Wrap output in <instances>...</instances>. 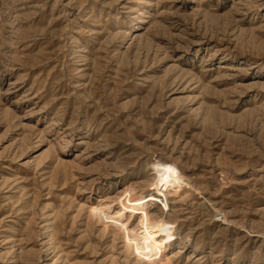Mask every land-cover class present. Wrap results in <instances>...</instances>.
Here are the masks:
<instances>
[{
	"label": "rangeland",
	"instance_id": "1",
	"mask_svg": "<svg viewBox=\"0 0 264 264\" xmlns=\"http://www.w3.org/2000/svg\"><path fill=\"white\" fill-rule=\"evenodd\" d=\"M0 264H264V0H0Z\"/></svg>",
	"mask_w": 264,
	"mask_h": 264
},
{
	"label": "bare ground",
	"instance_id": "2",
	"mask_svg": "<svg viewBox=\"0 0 264 264\" xmlns=\"http://www.w3.org/2000/svg\"><path fill=\"white\" fill-rule=\"evenodd\" d=\"M159 193V192H158Z\"/></svg>",
	"mask_w": 264,
	"mask_h": 264
}]
</instances>
